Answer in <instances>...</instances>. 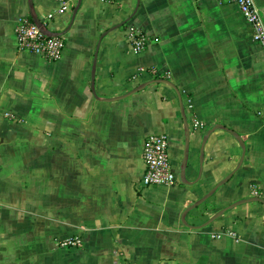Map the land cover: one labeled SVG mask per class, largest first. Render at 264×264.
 <instances>
[{"label": "crops", "instance_id": "crops-1", "mask_svg": "<svg viewBox=\"0 0 264 264\" xmlns=\"http://www.w3.org/2000/svg\"><path fill=\"white\" fill-rule=\"evenodd\" d=\"M78 1L48 21L59 1L32 0L65 32L52 61L18 47L30 0H0V264H264V203L205 225L264 200V46L252 26L229 0H82L73 19ZM130 28L149 47L135 52ZM159 79L178 91L156 81L106 100ZM150 134L169 138L172 186L142 185ZM72 236L81 244L62 248Z\"/></svg>", "mask_w": 264, "mask_h": 264}, {"label": "built area", "instance_id": "built-area-1", "mask_svg": "<svg viewBox=\"0 0 264 264\" xmlns=\"http://www.w3.org/2000/svg\"><path fill=\"white\" fill-rule=\"evenodd\" d=\"M59 7L47 15V20L53 19L56 15L68 11V0H58ZM237 6L243 19L252 26V39L264 46V19L253 0H229ZM45 25L46 23L43 22ZM18 47L22 50H29L39 56L52 61H58L63 54L65 40L63 36L47 37L41 28L34 22L30 15L19 17L15 25ZM129 40L135 52L142 51L149 47L151 38L138 29L130 28L128 31ZM9 119L16 117L6 113ZM195 128H203L200 121L194 123ZM143 160L145 174L142 185L149 186H172L176 183L177 175L173 170L169 157V138L166 134H150L146 137L143 149ZM62 248H74L81 244L78 236L68 237L60 241Z\"/></svg>", "mask_w": 264, "mask_h": 264}, {"label": "water", "instance_id": "water-1", "mask_svg": "<svg viewBox=\"0 0 264 264\" xmlns=\"http://www.w3.org/2000/svg\"><path fill=\"white\" fill-rule=\"evenodd\" d=\"M81 1L82 0H79L78 1V4L76 5L74 11H73V19L75 18V15L81 5ZM30 6L32 8L31 10V17L32 19L34 20V22L41 28L42 32L47 36V37H59V36H63L65 34V32H62V33H57V32H54V31H51L50 29L47 28V26L38 18V16L35 14V12L33 11V6H32V0H30ZM127 21H125L124 23H121L119 24L118 26H115L111 29H109L108 31H106L101 39L107 35L109 32L121 27L122 25H124ZM100 44V43H99ZM99 44H98V47H97V51H96V56H95V61H94V67H93V90H94V77H95V69H96V63H97V55H98V51H99ZM156 81H160V82H165V83H168L170 86H172L174 89H176L178 91V89L176 88V86L169 82L168 80H165V79H159V80H155V81H152V82H147V83H144V84H141L139 85L138 87H136L135 89L129 91L128 93L122 95V96H119V97H114V98H109V99H106L108 101H114V100H118V99H122V98H126L128 96H131L132 94L134 93H137L141 90H143L145 87H147L148 85H150L151 83L153 82H156ZM181 111L183 113V115H185V108H184V105H183V102L181 101ZM185 127H186V131H187V136H186V147H185V155H184V159H183V166H182V172H181V179L182 181H186L185 179V173H186V168H187V165H188V159H189V151H190V144H191V130L189 128V125L187 123V121L185 122ZM214 131V129L210 130L206 136L204 137V140H203V143H202V147H201V167H200V170L202 168V158H203V151H204V147H205V144H206V141L209 137V135ZM233 133V135L237 138V140L239 141V143L241 144V147L243 149V157H242V161L244 159V154H245V143L242 141L241 137L238 136L237 134H235L233 131H231ZM241 161V163H242ZM240 163V165H241ZM233 175V173H231L230 175H228V177H226L223 181L219 182L213 189H211L205 196H203L199 201H197L196 203H194L193 205H191L189 208L186 209L185 213H184V216L189 213L191 210L199 207L200 205H202L205 201H207L216 191L217 189L222 186L224 183H226L228 181V179ZM261 202V203H264V200L261 199L260 197H255V198H251V199H244V200H241V201H238L236 203H233L225 208H223L222 210L218 211L217 213H215L206 223L205 225H208L210 223H212L213 221H215L217 218L221 217L224 213H226L228 210L230 209H233L237 206H240L244 203H248V202ZM203 225V226H205ZM194 228H198V227H194Z\"/></svg>", "mask_w": 264, "mask_h": 264}, {"label": "rangeland", "instance_id": "rangeland-1", "mask_svg": "<svg viewBox=\"0 0 264 264\" xmlns=\"http://www.w3.org/2000/svg\"><path fill=\"white\" fill-rule=\"evenodd\" d=\"M6 117V116H5ZM6 118H8V117H6ZM9 119V118H8Z\"/></svg>", "mask_w": 264, "mask_h": 264}]
</instances>
